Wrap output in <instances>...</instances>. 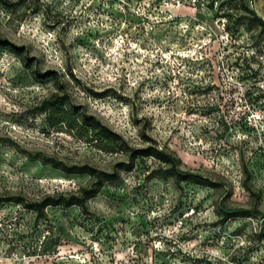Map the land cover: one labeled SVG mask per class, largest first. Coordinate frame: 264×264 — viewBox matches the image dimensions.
I'll use <instances>...</instances> for the list:
<instances>
[{
	"label": "rangeland",
	"instance_id": "1",
	"mask_svg": "<svg viewBox=\"0 0 264 264\" xmlns=\"http://www.w3.org/2000/svg\"><path fill=\"white\" fill-rule=\"evenodd\" d=\"M6 1L0 35L32 66L0 51V196L38 200L91 182L28 153L107 171L129 161L49 127L37 106L55 93L132 148L156 144L220 186L150 178L162 164L146 157L88 214L49 207L37 219L0 203V264H264V33L238 21L240 2L261 16L264 0ZM221 205L258 211L222 224Z\"/></svg>",
	"mask_w": 264,
	"mask_h": 264
},
{
	"label": "trees",
	"instance_id": "2",
	"mask_svg": "<svg viewBox=\"0 0 264 264\" xmlns=\"http://www.w3.org/2000/svg\"><path fill=\"white\" fill-rule=\"evenodd\" d=\"M0 3L7 5L6 0H0ZM239 8L243 10V14L238 16L239 24H244L249 27L260 28V32L264 33V19L245 2H240ZM0 51L9 52L20 58L26 68H31L32 64L24 55V48L12 43L10 40L3 38L0 35ZM54 72L47 74H39L44 80H54ZM69 96L67 94L55 93L49 98L44 99L38 106L39 113L47 115V123L49 127L54 128L59 125H64L80 140L89 143H94L103 151L109 153L127 152L130 154L128 162H119L115 164L111 171L102 170L89 164L69 165L62 160L46 155L42 152L28 153L31 160L40 161L45 165H50L55 169H59L68 175H89L91 182L89 185L81 186L75 191L57 192L48 194L38 200H30L27 197L17 194L14 196H0V203L12 202L21 205L23 208L30 210L36 214L37 219H43L47 216L49 207H78L84 214L89 213V201L96 197L106 183L115 182L120 178L122 172L132 171L138 159L146 157H154L162 165L157 169L150 171L149 177H157L164 180L173 179L181 184L188 182L195 185L206 186L212 189H217L220 183L213 179L200 174L198 172L184 170L181 168L180 159L172 153L160 149L156 144H151L145 148H132L124 137L91 115L80 114L79 108L73 110L67 108ZM247 173V182L244 183L245 188L252 194L254 190L250 184L249 172ZM220 214L222 215L220 223L224 224L228 219L234 217H246L258 211L256 207L251 209L246 208H228L220 206ZM261 237L264 238V230L260 231Z\"/></svg>",
	"mask_w": 264,
	"mask_h": 264
},
{
	"label": "crops",
	"instance_id": "3",
	"mask_svg": "<svg viewBox=\"0 0 264 264\" xmlns=\"http://www.w3.org/2000/svg\"><path fill=\"white\" fill-rule=\"evenodd\" d=\"M261 10H262V14H261V16L263 17V19H264V3L262 2L261 4Z\"/></svg>",
	"mask_w": 264,
	"mask_h": 264
}]
</instances>
